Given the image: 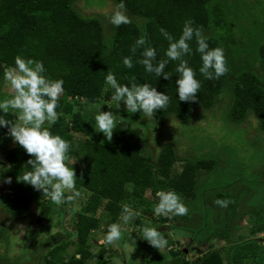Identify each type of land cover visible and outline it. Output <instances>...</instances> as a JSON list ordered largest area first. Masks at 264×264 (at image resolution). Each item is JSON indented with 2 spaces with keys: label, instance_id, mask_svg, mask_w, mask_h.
<instances>
[{
  "label": "trees",
  "instance_id": "obj_1",
  "mask_svg": "<svg viewBox=\"0 0 264 264\" xmlns=\"http://www.w3.org/2000/svg\"><path fill=\"white\" fill-rule=\"evenodd\" d=\"M79 1L0 0V90L4 81L3 67L14 66L17 55L42 61L47 77L63 79L64 92L57 108L58 120L51 126V131L70 141L73 147L68 154L79 164L88 167L76 178V190L80 194H85L87 199L71 219L72 228H69L67 233L68 238L72 237L77 242L76 252L68 256L69 243L62 242L65 238H61L59 239L61 243L51 242L48 245L49 250L42 261L40 260L42 249L41 251L31 249L37 252L30 258H26L31 254L30 250L24 252L26 256L24 260L27 264L33 262L85 264L87 260L96 256L100 258L115 256L113 250L108 248L98 253L93 252L90 236L99 228L100 209L108 211L112 217L106 231L109 225L118 222L123 200L128 193L127 187L130 185L133 187L132 193L136 196H144L148 190L156 195L160 190L170 188L180 196L193 194L190 201L198 200L200 176L214 170L219 158L210 155L206 158L185 159L178 154L176 146L172 144L164 146L156 157L157 153L152 151L147 128L152 118L166 123L171 116H175L186 123L192 118L214 111L215 106L219 105L226 94L229 102L224 110H228L227 115L232 121L242 123L255 115L259 120L257 126L259 125L258 127L264 131V45L257 52V56L252 52L254 54L252 63L238 61L244 51L251 52L246 50L244 40L240 39L239 31L235 29V24L241 23L238 9H231L229 12L228 8L225 9L229 5L225 6L223 0H115L118 4L123 2L125 9L133 18H130L129 24L115 26L112 38L108 40L102 18L82 12L77 7ZM189 20L193 21L194 26L203 27L210 48L224 49L229 69L227 74L219 79L207 80L199 72L202 66L200 54L186 57L202 85L197 94V102L179 100L176 61H170L165 69L173 73L172 79L168 80L163 76L157 77L155 73L146 72L144 66L137 62L141 58V49L136 53L132 52L136 39L145 36L147 40L145 47L151 46L157 49V61L166 58L164 52L168 47V41L160 33V28L179 38L183 25ZM190 44L195 51V40ZM239 45L244 48L239 49ZM126 56L133 60V67L130 69L122 63ZM257 64L259 66H256ZM109 69L121 84L130 85L133 81L137 84L148 83L158 91L169 95L171 102L165 110H158L152 118H146L139 111L130 113L128 120L117 123L113 139L108 145L91 137L95 131V119L91 114L86 115L83 112L82 102L93 104L102 99L113 101L111 96L114 90L105 84ZM104 109L109 111L108 109L111 108L105 104ZM8 118L15 119V115L9 114ZM136 125L144 126L145 132ZM0 135H7V128L0 127ZM145 144L151 150L150 155L143 152ZM5 158L7 167L1 177L3 176L4 181L11 177V189L7 194L0 188V204L7 214L16 217L15 215L28 212L37 205L40 209L36 216L39 221L53 223L57 216L63 221L65 217L63 206L54 205L50 198L39 206L37 203L41 199L42 191H36L31 185L18 181L17 178L30 167L26 165L31 159L26 151L15 144L5 152ZM179 160L185 162L178 172L175 166ZM202 170L206 171L201 172ZM159 176L165 179L166 183L158 180ZM217 188L218 200L230 201L226 208L223 207V214L228 207L232 209V215L242 211L241 200L247 198L241 197L243 190L240 186L234 189H231V185ZM207 193V191L202 193L204 194L202 207L212 208L205 202ZM188 202L185 203L186 206ZM252 207V213H248L255 217L252 227L257 234L264 232V204L252 205ZM213 213L212 208L207 214L210 227L206 230H212L211 233H206L202 227V223H206L205 218H201L202 223L200 222L199 228L195 230L201 231L204 239H208L216 231L225 244L232 242L230 235L233 232L230 230L235 226L240 227V221L222 220L216 225L211 217ZM192 215L193 213L190 212L187 214L188 217ZM140 221L137 220L138 223ZM156 229L171 242L170 237L161 230V226ZM7 233L6 228L0 225V239ZM30 235L32 232L28 230L25 241ZM203 238H194L193 235L192 240ZM238 239L243 243L226 251L231 259H234L230 264H249L244 261L245 256L241 252L254 246L255 240L245 241L243 237ZM256 239H258L256 241L262 240L258 237ZM144 242L148 247L147 250L155 254L153 260L156 264L162 260L167 261V264H190L186 259L185 249L176 251L170 247L169 251H164L157 257L156 253L159 249L151 246L146 240ZM256 254L257 252L253 254L254 260L256 259L255 264H264V240ZM207 255L198 258L194 264H202ZM11 259L15 260L10 258L8 253L0 255V260L11 261ZM12 262L8 261L9 264H13Z\"/></svg>",
  "mask_w": 264,
  "mask_h": 264
},
{
  "label": "rangeland",
  "instance_id": "obj_2",
  "mask_svg": "<svg viewBox=\"0 0 264 264\" xmlns=\"http://www.w3.org/2000/svg\"><path fill=\"white\" fill-rule=\"evenodd\" d=\"M222 2H225V6L226 4L229 5L225 8H228L229 12L231 9H238L241 23L238 22L235 24V29L239 31L240 39L244 40L247 47L246 50H251L248 53L244 51L239 56L238 61H251L252 63L254 61L253 53L257 56V52L264 45V0H223ZM117 5L118 3L115 0H80L77 7L87 15H95L102 18L105 24L106 37L110 40L115 28L110 23V17L116 10ZM124 11L129 18H133L126 9ZM242 48L244 47L240 46L239 49ZM256 66H259V64ZM12 95L13 93L9 84L4 80L0 90V102L11 98ZM224 96L219 105L215 106L214 111H209L205 114L206 117L204 115L192 118L186 123L178 120L175 116H171L166 123L152 118L147 126L149 130V141L152 146V151L157 153L156 157H158L164 146L172 144L176 146L178 154L185 159L206 158L210 155L219 158L214 170L210 173L202 174V177L200 176V194L198 200L190 201L192 200L193 194H182L181 196L184 203L190 201L187 203L188 212L193 213V215L191 217L187 215L172 216L171 214L167 217L163 215L157 216L154 208L158 203V197L151 190H148L144 196H136L132 193L133 187L130 185L127 187L128 193L123 200V205H128L133 211L138 212L139 215L130 220L127 225H124L119 218L117 223H121L124 229L122 238L110 244L107 243L105 237L107 234L106 227L112 217L108 211L100 209L98 212L100 220L99 228L90 236V241L92 242L91 249L93 252L98 253L108 248L113 250L112 253L115 256H106L105 258L96 256L95 258L87 260L85 264H156L153 260L155 254L147 250L148 247L141 237L142 230L145 226L154 228L161 226V230L171 239V242L167 241L166 247L157 251V257L161 256V253L164 251H169L170 247L176 251L185 249L187 261L190 264H194L198 258L204 257L214 249L222 247L224 251H227L229 248L241 245L243 242L240 243L238 238L243 237L245 241L255 240V243H253L254 246L247 248V250H244L246 249L244 248V251L241 252L245 256L244 261L249 264L256 263L253 254L256 252L258 254L263 244L264 232L255 233V229L252 227V221L255 217L250 214L253 210L252 205L264 204V131L258 127L259 125L257 126L259 120L255 115H252L242 123L232 121L227 115L228 110H224L229 102L228 96ZM82 103L83 112L86 115L88 113L95 117L98 110L107 111L104 109V105L107 104L111 108L108 110L112 111L116 117V124L130 118V113L126 111L123 102H121L120 108H117L115 101L103 99L93 104L85 101ZM136 126L145 132L144 126ZM91 137L103 144L109 145L111 143L107 141L103 133L97 132L96 130ZM14 146L15 143L11 137L8 135H0V188L7 194L10 192L11 185L6 183L1 175L7 167L5 152ZM143 152L147 155L151 153V150L146 144L144 145ZM69 158L73 162V167L77 175L88 168L86 165H81L73 160L70 155ZM183 162L185 161L179 160L176 163V171L179 172ZM204 171L206 170H202L201 172ZM158 180L166 183V180L161 176H159ZM228 185H231V189L240 186L243 190L241 197L244 196L247 198L241 200L242 211H239L237 215H232V209L230 207L223 214V207L217 206L214 203L215 200H218L216 195L218 191L217 187H227ZM163 191L174 190L167 188ZM206 191L208 193L205 195V198L207 197L205 202L213 208L214 213L211 214V217L216 225L221 223L222 220L225 222L227 220L231 222L240 221V227L235 226L230 230V232H233V234L230 233L232 242H226L225 244L223 240H220V236L218 237L216 231L208 239H204L202 232L195 230L199 228L198 225L200 222L202 223L201 218H205L207 223H202L203 229L206 230L210 227L207 214L212 211V208L202 207L204 196L202 193ZM47 199L42 194L37 204L41 206ZM86 199L87 196L85 194H80L75 200L62 204L61 206L65 209L64 220L60 221L61 218L57 216L53 223L39 221L37 219V213L40 212L37 205L28 212L11 217L0 204V225H3L8 231L7 235L0 239V255L8 253L10 258H15V260L11 259L13 264H27L24 260L26 257L24 252L27 253V250H30L29 253L31 254H28L26 257L30 258L34 257L33 253L35 254L42 249V256L40 258L42 261L49 250L48 245L51 242L54 244L59 243V239L61 238H65L62 242L68 241V256L72 255L77 250V242L72 237L68 238L67 233L68 229L72 228L71 219ZM245 209L246 212H244ZM249 212L251 213L248 214ZM223 215L224 218L222 219ZM137 220H141L140 223ZM191 227L193 229H190ZM28 230L32 232V235L25 241ZM211 231L206 230V233H211ZM193 235L194 238H203L196 240L199 242V245L192 240ZM257 237L262 238V240L256 241L258 240L256 239ZM31 249L37 251L33 252ZM228 258L229 262L234 260L230 256ZM8 261L11 263L10 260ZM8 261L0 260V263L5 262L4 264H9ZM32 264L35 263L33 262ZM159 264H167V261L162 260Z\"/></svg>",
  "mask_w": 264,
  "mask_h": 264
},
{
  "label": "clouds",
  "instance_id": "obj_3",
  "mask_svg": "<svg viewBox=\"0 0 264 264\" xmlns=\"http://www.w3.org/2000/svg\"><path fill=\"white\" fill-rule=\"evenodd\" d=\"M125 7L123 2L116 6L110 17V23L114 26L131 23L124 11ZM160 33L168 41V47L164 52L166 58L157 61V49L145 47L147 43L145 36L136 39L132 52L136 53L141 49V58L137 62L144 66L146 72L155 73L157 77L163 76L168 80L172 79L173 73L165 69L170 61L177 62L175 72L179 76L176 84L180 101L197 102V94L202 86L195 69L189 65L186 57L200 54L202 66L199 72L207 80L219 79L229 71L224 49L210 48L203 27L194 26L193 21L185 22L179 38H175L164 28H160ZM193 40L196 42L195 51L190 44ZM122 63L129 69L133 67L131 57H124ZM45 73L42 61L24 58L21 55L15 57L14 66L3 67V78L9 84L13 95L0 102V112L3 113L0 114V127L7 128V135L31 157L26 162V165L30 166L29 170L24 171L22 176L17 178L18 181L31 185L34 190L42 191L43 197L62 205L75 200L80 196V192L76 190L77 173L68 155L73 145L51 131V126L58 120L57 108L64 92V80L51 79ZM105 84L114 90L111 99L117 103V108H120L123 102L128 113L139 111L146 118L154 117L158 110H165L171 102L169 95L148 83L137 84L133 81L130 85L121 84L110 69L105 77ZM9 114L15 115V119H9ZM94 119L95 130L103 133L107 141L111 142L117 128L113 112L100 109ZM5 182L10 184L11 177ZM156 196L158 203L154 212L157 216L188 214V207L175 191L161 190ZM214 203L226 208L230 201L215 200ZM138 215L139 213L128 205H123L120 220L127 225ZM123 231L121 223L109 225L105 237L107 243L120 240ZM141 237L159 250L168 243L163 234L154 227L145 226Z\"/></svg>",
  "mask_w": 264,
  "mask_h": 264
},
{
  "label": "water",
  "instance_id": "obj_4",
  "mask_svg": "<svg viewBox=\"0 0 264 264\" xmlns=\"http://www.w3.org/2000/svg\"><path fill=\"white\" fill-rule=\"evenodd\" d=\"M202 264H227L224 255L220 252H213L202 261Z\"/></svg>",
  "mask_w": 264,
  "mask_h": 264
},
{
  "label": "flooded vegetation",
  "instance_id": "obj_5",
  "mask_svg": "<svg viewBox=\"0 0 264 264\" xmlns=\"http://www.w3.org/2000/svg\"><path fill=\"white\" fill-rule=\"evenodd\" d=\"M262 239V238H261ZM196 241V240H195ZM196 244H198L199 245V242H195ZM201 244V243H200ZM213 252H220V253H222L223 255H224V260L227 262V264H230V262H229V254L228 253H226V251H224L223 249H222V247L221 248H217V249H214V250H212V251H210L209 253H208V255L207 256H209L211 253H213Z\"/></svg>",
  "mask_w": 264,
  "mask_h": 264
},
{
  "label": "crops",
  "instance_id": "obj_6",
  "mask_svg": "<svg viewBox=\"0 0 264 264\" xmlns=\"http://www.w3.org/2000/svg\"><path fill=\"white\" fill-rule=\"evenodd\" d=\"M260 233H262V232H260Z\"/></svg>",
  "mask_w": 264,
  "mask_h": 264
}]
</instances>
